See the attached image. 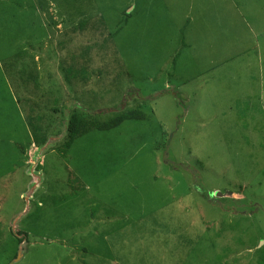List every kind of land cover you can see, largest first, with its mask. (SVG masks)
Segmentation results:
<instances>
[{
    "label": "rangeland",
    "instance_id": "1",
    "mask_svg": "<svg viewBox=\"0 0 264 264\" xmlns=\"http://www.w3.org/2000/svg\"><path fill=\"white\" fill-rule=\"evenodd\" d=\"M0 264H264V0H0Z\"/></svg>",
    "mask_w": 264,
    "mask_h": 264
},
{
    "label": "trees",
    "instance_id": "2",
    "mask_svg": "<svg viewBox=\"0 0 264 264\" xmlns=\"http://www.w3.org/2000/svg\"><path fill=\"white\" fill-rule=\"evenodd\" d=\"M175 98L179 100V96L174 94ZM147 116L145 113L139 110H130L124 113H118L117 115L110 117V113L105 112H91L87 109H78L72 111L68 124V135L70 143L72 144L75 140L81 139L91 133L92 131L99 132H111L126 122L130 121H146ZM168 155V154H167ZM167 157V156H166ZM168 158V157H167ZM165 160L166 163L170 164L171 167H175L172 161L169 159ZM15 237L21 246L22 255L27 253L29 245L28 235L25 232H13ZM26 245V247H23Z\"/></svg>",
    "mask_w": 264,
    "mask_h": 264
},
{
    "label": "water",
    "instance_id": "3",
    "mask_svg": "<svg viewBox=\"0 0 264 264\" xmlns=\"http://www.w3.org/2000/svg\"><path fill=\"white\" fill-rule=\"evenodd\" d=\"M22 257V252L20 251L19 252V255H18V260Z\"/></svg>",
    "mask_w": 264,
    "mask_h": 264
}]
</instances>
